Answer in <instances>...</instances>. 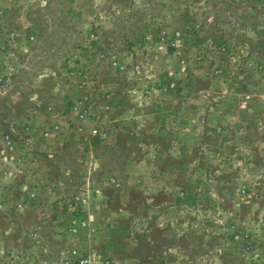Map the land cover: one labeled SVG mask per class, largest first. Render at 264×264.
Returning a JSON list of instances; mask_svg holds the SVG:
<instances>
[{
  "label": "rangeland",
  "instance_id": "374dc122",
  "mask_svg": "<svg viewBox=\"0 0 264 264\" xmlns=\"http://www.w3.org/2000/svg\"><path fill=\"white\" fill-rule=\"evenodd\" d=\"M0 264H264V0H0Z\"/></svg>",
  "mask_w": 264,
  "mask_h": 264
},
{
  "label": "trees",
  "instance_id": "16d2710c",
  "mask_svg": "<svg viewBox=\"0 0 264 264\" xmlns=\"http://www.w3.org/2000/svg\"><path fill=\"white\" fill-rule=\"evenodd\" d=\"M92 142L96 143V142H97L96 138H94V139L92 140ZM187 198H189V195H187Z\"/></svg>",
  "mask_w": 264,
  "mask_h": 264
}]
</instances>
